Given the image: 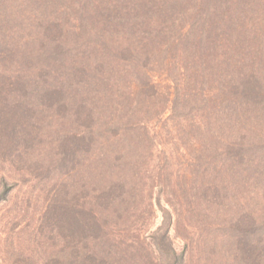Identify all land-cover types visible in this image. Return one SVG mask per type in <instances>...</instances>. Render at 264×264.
Segmentation results:
<instances>
[{"label":"rangeland","instance_id":"rangeland-1","mask_svg":"<svg viewBox=\"0 0 264 264\" xmlns=\"http://www.w3.org/2000/svg\"><path fill=\"white\" fill-rule=\"evenodd\" d=\"M229 5L0 0V264H264V157L198 61Z\"/></svg>","mask_w":264,"mask_h":264},{"label":"trees","instance_id":"trees-1","mask_svg":"<svg viewBox=\"0 0 264 264\" xmlns=\"http://www.w3.org/2000/svg\"><path fill=\"white\" fill-rule=\"evenodd\" d=\"M226 1L230 3L229 10L221 9L217 14L214 6L211 8L216 16L213 17L211 8L202 16V21H209L208 34L213 31V37L208 35L212 50L209 54L201 52L198 61L205 75L211 73L208 77L212 86L210 94L216 100L219 112L230 118L229 123L234 129L245 128L247 137L254 143L252 147H245L249 158L240 160L242 166L247 167L253 154L264 157L263 134L256 124H253L254 128H247V123L264 114V0ZM260 5L263 8H257ZM250 13L252 16L248 18ZM252 29L253 34L249 37ZM219 48L224 51L223 55L214 57ZM199 50L205 51L204 48ZM5 195L0 194V202L5 200Z\"/></svg>","mask_w":264,"mask_h":264}]
</instances>
